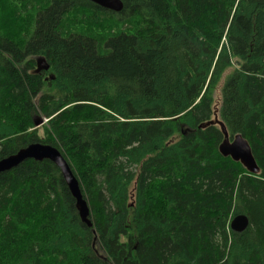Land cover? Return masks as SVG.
<instances>
[{"label":"trees","instance_id":"1","mask_svg":"<svg viewBox=\"0 0 264 264\" xmlns=\"http://www.w3.org/2000/svg\"><path fill=\"white\" fill-rule=\"evenodd\" d=\"M122 2L0 0V161L57 148L92 222L26 160L0 174V264H264V0Z\"/></svg>","mask_w":264,"mask_h":264},{"label":"water","instance_id":"2","mask_svg":"<svg viewBox=\"0 0 264 264\" xmlns=\"http://www.w3.org/2000/svg\"><path fill=\"white\" fill-rule=\"evenodd\" d=\"M101 8L106 10L120 13L123 10V3L121 0H88ZM45 64L42 66V64ZM38 72L48 71L47 66L43 58L38 59ZM43 123V120H37L35 122L36 128ZM215 123L221 128L225 137L224 142L220 146V153L225 158H231L234 162L241 163L247 172L257 175L259 174V167L254 159L251 146L249 142L242 136L237 135L233 141L230 140V135L222 122L216 120ZM32 159L37 162L48 160L58 167L62 173L63 179L76 202V209L79 213L80 219L89 228L92 227L90 220L91 211L88 202L84 199L81 191V186L78 178L75 176L70 164L61 152L51 146L41 143L30 144L28 147L21 149L16 155L4 158L0 161V174L15 169L24 161ZM231 223V229L233 232L241 233L245 231L249 225V219L245 215L236 216Z\"/></svg>","mask_w":264,"mask_h":264},{"label":"bare ground","instance_id":"3","mask_svg":"<svg viewBox=\"0 0 264 264\" xmlns=\"http://www.w3.org/2000/svg\"><path fill=\"white\" fill-rule=\"evenodd\" d=\"M121 1H122V0H121ZM122 3H123V2H122ZM37 61H38V60H37ZM38 68H39V64H38V62H37V70H38ZM224 125H225V124H224ZM225 127H226V126H225ZM220 129H221V128H220ZM226 129H227V128H226ZM227 131H228V130H227ZM221 132H222V130H221ZM222 133H223V132H222ZM222 135H223V134H222ZM236 136H237V135H236ZM236 136H234L233 138L230 137V140L233 141L234 138H235ZM224 140H225V137H224ZM223 142H224V141H223ZM221 145H222V144H221ZM221 145H220V146H221ZM28 146H29V145H28ZM28 146H26V147H28ZM26 147H25V148H26ZM219 149H220V148H219ZM18 152H19V151H18ZM18 152H16L15 154H12L11 156L16 155ZM9 157H10V156H9ZM6 158H8V157H6ZM80 186H81V185H80ZM81 190H82V189H81ZM82 193H83V192H82ZM83 196H84V194H83ZM84 199L86 200L85 197H84ZM86 201H87V200H86ZM90 211H91V210H90Z\"/></svg>","mask_w":264,"mask_h":264},{"label":"rangeland","instance_id":"4","mask_svg":"<svg viewBox=\"0 0 264 264\" xmlns=\"http://www.w3.org/2000/svg\"><path fill=\"white\" fill-rule=\"evenodd\" d=\"M44 65H45V64L43 63L42 66H44ZM45 123H46V120H43V123H42L40 126H38L37 128H39L40 130H42L41 127H42L43 124H45ZM10 124H11V123H10ZM10 124H8V122L6 123V125H8V126H9ZM10 129H11V128H10ZM10 129H9V130H10ZM40 135H43V131L40 132Z\"/></svg>","mask_w":264,"mask_h":264}]
</instances>
